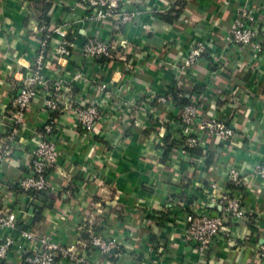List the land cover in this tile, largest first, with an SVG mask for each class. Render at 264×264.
<instances>
[{
	"label": "crops",
	"instance_id": "1",
	"mask_svg": "<svg viewBox=\"0 0 264 264\" xmlns=\"http://www.w3.org/2000/svg\"><path fill=\"white\" fill-rule=\"evenodd\" d=\"M126 7L141 12L138 23L124 27L115 20L95 23L88 19L82 0H54L48 11L50 28L72 25L73 47L59 60L55 56L59 38L51 37L52 59L45 76L60 78L69 87L62 102L72 108L101 102L102 118L95 125L96 135L89 136L72 110L52 114L57 116L61 156L51 171L54 190L46 194L23 195L10 186L29 164L30 135L51 116L41 94L33 100L17 138L0 144L1 206L15 215L14 228L0 227V239L15 240L6 264H25L18 248L24 244L21 231L68 245L77 239L76 227L88 223L95 232L121 243L117 257H101L90 250L99 264H254L255 246L264 245V184L252 175L256 162L264 161V54L255 57L249 48L227 43L226 37L235 15L245 9L264 33V0H128ZM173 8L179 14H172L168 22L162 15ZM39 11L28 0H0L4 136L15 78H20L16 72L30 66L39 47ZM91 36L112 48V61L84 59L82 46ZM197 42H203L205 50L195 64L184 68ZM78 72L82 79L76 78ZM98 83L108 84L111 97L95 91ZM173 91L188 102L198 98L204 117L229 120L236 137L207 138L191 154L171 151L165 157L162 120L175 117L179 109L174 104L168 111L157 98ZM125 102L142 107L136 124L129 123ZM227 167L239 170L247 181L222 187L240 196L252 215L239 222L227 219V231L215 246L198 252L183 240L184 213L194 209L220 213V205L211 202L205 190Z\"/></svg>",
	"mask_w": 264,
	"mask_h": 264
},
{
	"label": "built area",
	"instance_id": "2",
	"mask_svg": "<svg viewBox=\"0 0 264 264\" xmlns=\"http://www.w3.org/2000/svg\"><path fill=\"white\" fill-rule=\"evenodd\" d=\"M128 0H82L88 11V19L95 23H109L115 20L119 27L138 23L141 14L139 10H129L126 7ZM72 25L63 23L50 28L42 24L37 27L40 34L39 47L34 59L25 71H17L20 78H15L16 91L10 100V111L5 119V136L0 133V144L6 140H15L22 130L28 110L37 95L43 96V108L48 114L60 113L63 110H72L79 125L85 134L96 135L95 125L101 120V102L72 106L62 102L64 92L69 90L59 78L51 80L44 74V69L50 64L51 52L49 41L53 35L59 38L55 48V56L61 60L69 54L73 47L70 37ZM227 43H232L240 48H249L255 57L264 54V33H260L252 14L248 10H240L231 22ZM205 50L203 42H197L190 48L183 67L187 68L200 58ZM82 56L85 60L112 61L114 55L112 48L97 36L88 37L82 46ZM76 78L82 79L78 72ZM95 91L111 97L109 86L106 83L95 85ZM175 91L157 98V103L168 106V111L174 106L173 95ZM200 93V92H199ZM202 96V94L200 93ZM125 109L129 113L128 121L136 124L143 111L135 102H125ZM48 116L47 120L30 135L31 157L25 173L11 182V188L17 189L21 194L32 192L46 194L54 190L51 181V171L55 167L61 152L58 148L56 137V119ZM164 138L169 136V143H174L172 152L183 156L188 155L190 149H195L214 138L219 141H229L236 137L235 126L229 120L214 116L204 117L198 98L190 100L183 106L178 114L166 116ZM0 156V171L1 162ZM252 175L259 178L264 184V161L256 162ZM247 181L234 167H227L218 181L212 180L206 188L207 198L220 205L221 211L213 214L205 210H191L184 213L183 240L192 245L198 252H207L222 238L227 231V219L235 222L243 221L252 211L245 207L240 196L224 190L222 185L229 184L241 186ZM217 201V202H216ZM0 197V206H1ZM0 227L14 228L15 215L7 213L5 207H0ZM77 239L73 244L63 245L50 237L38 236L30 231L20 232L24 244L18 245L25 264H61L68 261L72 264H99L88 254L95 252L101 257H117L121 253V243L114 236H104L93 230L92 224H80L76 227ZM15 247V240L11 237L0 239V264H6L8 257ZM92 254V253H91ZM255 263L264 264V245H256L254 249Z\"/></svg>",
	"mask_w": 264,
	"mask_h": 264
},
{
	"label": "trees",
	"instance_id": "3",
	"mask_svg": "<svg viewBox=\"0 0 264 264\" xmlns=\"http://www.w3.org/2000/svg\"><path fill=\"white\" fill-rule=\"evenodd\" d=\"M28 1L34 3V5H36L40 9L39 14L36 15V21L38 22V27H40V25H42V24L49 26L50 18L48 15V11H49L54 0H28ZM172 14H175V16H177L179 14V10L173 8V9H171V11L169 13L162 15V18H164L168 22H171L172 21V19H171ZM99 61L103 62L104 60H99ZM176 94L174 93L173 98L175 100H173L172 102L180 110L183 106L188 104V100L184 97L177 98ZM54 114H57V116H58L59 113H54ZM57 116L53 115L52 117L55 118ZM161 143H163V146L165 148V157H167L169 155V153L172 151L174 143H172V142L169 143V136H167L166 138H163ZM195 149H190L188 154H191ZM34 193H37V192H32V194H34ZM39 194H42V193H39Z\"/></svg>",
	"mask_w": 264,
	"mask_h": 264
}]
</instances>
